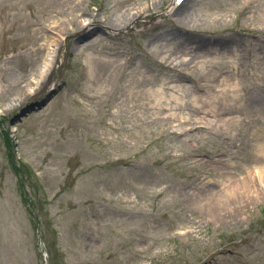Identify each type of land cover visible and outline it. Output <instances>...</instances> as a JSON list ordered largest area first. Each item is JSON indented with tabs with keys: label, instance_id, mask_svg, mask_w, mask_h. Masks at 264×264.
<instances>
[{
	"label": "rangeland",
	"instance_id": "rangeland-1",
	"mask_svg": "<svg viewBox=\"0 0 264 264\" xmlns=\"http://www.w3.org/2000/svg\"><path fill=\"white\" fill-rule=\"evenodd\" d=\"M173 1L0 0V264H264V0Z\"/></svg>",
	"mask_w": 264,
	"mask_h": 264
},
{
	"label": "bare ground",
	"instance_id": "bare-ground-1",
	"mask_svg": "<svg viewBox=\"0 0 264 264\" xmlns=\"http://www.w3.org/2000/svg\"><path fill=\"white\" fill-rule=\"evenodd\" d=\"M187 0H184L183 1V3H179V0H174L173 2H172V7H171V12H170V14H175V13H177V10L178 9H181V7H183V5H184V3L186 2ZM260 16L262 17V18H264V14L263 13H261L260 14ZM132 18H130L129 19V21L131 20ZM133 20V19H132ZM131 20V21H132ZM91 22V21H90ZM128 22V21H127ZM82 27H87V26H89V22L87 23V21H86V19H83L82 20ZM107 25V27L108 28H110V29H113V28H115V25H116V23H114V22H112V23H107L106 24ZM124 25H127V23L125 22L124 24H123V26ZM120 26H122V25H120ZM91 33V32H90ZM48 46H49V48H48V52H47V54H46V57L44 58V62L42 63V65H41V67H40V71H39V78H38V80H37V83H39V81L41 80V79H44V77L45 76H47L48 74H49V72L52 70V68H53V66H54V64H55V61H56V52H57V43H56V45L54 44V41L53 40H49V43H48ZM207 55L210 53H213V52H205ZM38 85V84H37ZM33 90H29V94H31V92H32ZM262 147H264V144L263 143H259V148H260V150H261V154H262V156L264 157V150L262 149ZM248 173H249V175H248V179H243L242 180V183H243V188H244V193H247V188H248V186H249V183H251V184H253L254 183V179H255V174L254 173H252V172H250V171H248ZM236 186H238L237 185V183H234V184H232L231 186H227L225 189V191H224V193L225 194H234L235 193V189H236ZM246 189V190H245ZM220 191V190H219ZM219 193V192H218ZM220 195H223L222 193L220 194Z\"/></svg>",
	"mask_w": 264,
	"mask_h": 264
},
{
	"label": "water",
	"instance_id": "water-1",
	"mask_svg": "<svg viewBox=\"0 0 264 264\" xmlns=\"http://www.w3.org/2000/svg\"><path fill=\"white\" fill-rule=\"evenodd\" d=\"M55 93V91H53ZM49 93L46 94L45 97L43 98L42 101H40L39 103L29 106L25 109H23L20 113H18L13 119H11L10 124L13 125L15 124L17 121L21 120L23 118V116L27 115L28 113H30L31 111H33L35 109V107H41L43 105H45V102H47L48 100L51 99V97L53 96L54 93Z\"/></svg>",
	"mask_w": 264,
	"mask_h": 264
}]
</instances>
